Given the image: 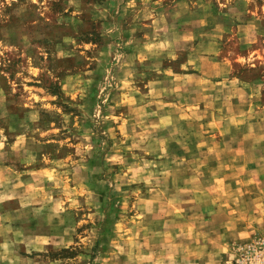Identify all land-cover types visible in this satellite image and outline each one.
Masks as SVG:
<instances>
[{"label":"rangeland","instance_id":"374dc122","mask_svg":"<svg viewBox=\"0 0 264 264\" xmlns=\"http://www.w3.org/2000/svg\"><path fill=\"white\" fill-rule=\"evenodd\" d=\"M235 1L256 33L184 47L151 24L179 0H0V151L36 170L44 264H264V0Z\"/></svg>","mask_w":264,"mask_h":264},{"label":"crops","instance_id":"0c3cea01","mask_svg":"<svg viewBox=\"0 0 264 264\" xmlns=\"http://www.w3.org/2000/svg\"><path fill=\"white\" fill-rule=\"evenodd\" d=\"M183 10L179 12L180 20H174L170 17L166 20L153 17L151 24L155 25V31L161 32H175V38L178 43L185 42L190 46L195 40H202L210 42V45L217 47L220 46L222 39L228 32L240 33L241 37L246 33H256L258 31L257 25L253 23L251 18H245L247 9L241 8V3L235 0H179ZM237 2V3H236ZM240 5V6H238ZM239 16L243 17V20H239ZM163 20V21H162ZM256 30V32H255ZM197 31V32H196ZM193 34V35H192ZM204 37V40L202 38ZM212 38L210 39V37ZM171 37V36H170ZM166 37L163 40H169ZM159 40V39H158ZM156 40L155 44L158 46ZM172 40V39H171ZM202 57L200 59L204 60ZM159 60V59H158ZM201 60V61H202ZM157 62V61H155ZM159 66L162 68L161 62ZM154 64V68H156ZM0 136V150H5L4 145H9L7 149H15L14 144L19 139V135L11 141L4 143V139ZM0 151V177L6 174L10 177L6 183H2L0 179V264H40L42 260L38 259L40 256H44V252L52 245V239L56 238L53 233L44 232V229L40 231L36 228L37 221L34 217L27 218L23 222L19 221L17 211L19 207L29 208L30 206L47 207L44 204L45 201H38V203H28L26 195H22L20 192H27L25 187H19L16 184L19 178L29 177L30 174H34L36 170L32 168L25 169L24 171L15 172L16 169L12 166L11 162H7L8 159H16L17 151L3 152ZM17 152V153H16ZM32 154L29 158H32ZM13 156V157H12ZM28 158V159H29ZM18 159L20 155L18 154ZM22 159H26V156H22ZM14 167V169H12ZM21 172V175H19ZM24 188V189H19ZM27 188V186H26ZM20 223H31L32 228L19 233L18 225ZM45 223V222H44ZM50 226L62 225L54 218H51L48 222ZM29 230V231H28ZM38 238L35 242H38V246L28 245L31 243L30 238ZM42 239H47L46 243H40ZM42 244V245H40ZM37 258V259H36ZM44 264V262H42Z\"/></svg>","mask_w":264,"mask_h":264}]
</instances>
